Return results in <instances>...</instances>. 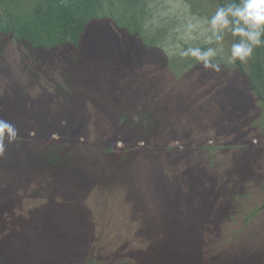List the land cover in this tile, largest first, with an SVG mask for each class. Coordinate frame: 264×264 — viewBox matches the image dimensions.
I'll use <instances>...</instances> for the list:
<instances>
[{
  "label": "rangeland",
  "instance_id": "rangeland-1",
  "mask_svg": "<svg viewBox=\"0 0 264 264\" xmlns=\"http://www.w3.org/2000/svg\"><path fill=\"white\" fill-rule=\"evenodd\" d=\"M36 2L0 0V12L27 18ZM231 2L151 0L142 32L95 18L78 48L0 37V118L26 112L0 156V264L64 252L75 255L57 264H143L163 246L197 251L186 264H264V45L226 63L238 38L206 43L207 20ZM188 47L217 49L221 71L176 54ZM50 147L67 158L50 163ZM7 148L26 167L5 165ZM49 208L72 210V224Z\"/></svg>",
  "mask_w": 264,
  "mask_h": 264
},
{
  "label": "trees",
  "instance_id": "trees-1",
  "mask_svg": "<svg viewBox=\"0 0 264 264\" xmlns=\"http://www.w3.org/2000/svg\"><path fill=\"white\" fill-rule=\"evenodd\" d=\"M150 1L37 0L27 18L13 16L8 10H5L6 13L0 12V37L11 34L18 42H27L33 48L52 49L66 45L78 48L88 23L95 18H110L132 33L142 32ZM233 2L238 3V0ZM133 113L127 109L123 117L131 118ZM143 117L147 126L154 123L151 114ZM43 152L50 163H59L67 158L64 154L59 156L60 150L56 147L44 149Z\"/></svg>",
  "mask_w": 264,
  "mask_h": 264
},
{
  "label": "clouds",
  "instance_id": "clouds-1",
  "mask_svg": "<svg viewBox=\"0 0 264 264\" xmlns=\"http://www.w3.org/2000/svg\"><path fill=\"white\" fill-rule=\"evenodd\" d=\"M210 35L206 43L222 46L225 33H231L233 37H239V42L231 44V55L226 63H235L237 60L245 62L252 56L255 47L264 45V0H240L239 3L231 2L227 6L218 7L215 14L207 20ZM189 30L197 28L196 24H189ZM181 58H194L202 62L205 69L215 72L221 71V65L215 63L217 49L209 47L202 50L200 47H188L180 49L176 53ZM5 134L9 143L14 142L18 136L15 125L0 118V156L5 151Z\"/></svg>",
  "mask_w": 264,
  "mask_h": 264
},
{
  "label": "bare ground",
  "instance_id": "bare-ground-1",
  "mask_svg": "<svg viewBox=\"0 0 264 264\" xmlns=\"http://www.w3.org/2000/svg\"><path fill=\"white\" fill-rule=\"evenodd\" d=\"M21 109H22L21 111L24 110V108H21ZM40 110L44 111V110H46V108L44 106H42L41 108H39L38 111H40ZM21 111L18 112L17 114H15V115H11L10 118H9V121H13V122L17 121L19 123L20 122L22 123L23 121H25L24 120V114L26 112H21ZM21 123H20V125H21V129H22L23 125ZM18 127H19V124H18ZM30 158H32V157H29L27 160L29 161ZM3 162H4L5 165H7L9 167H16V166H18V167H26V164H27V161L21 158V155H20L19 152H16V151H14V150H12L10 148H7V151L5 152V157H4ZM72 168H73V166H71V165L65 167V170L63 171L62 174L59 175L57 180L54 179L52 181V188L56 189L59 186V184L63 182V179L65 178L64 172L65 171H72ZM89 178L90 179H94L93 176H89ZM23 179H24V177L20 178V179H17V181H22ZM61 188H62L63 191L66 190V187H64V186L61 187ZM6 202H7V200L2 198V196H1V198H0V208L3 207V206H6ZM69 215L75 217L74 212L72 210L66 212L65 210H60V209H57V208H54V209L53 208H49L47 210V212H46V216L47 217H49L50 219H54V222L56 221L57 223H58L57 219L59 221L61 220V223H65L64 226L65 225H71L72 222H73V220H71L68 224H66V222H65L66 219H69V220L71 219V218H69L70 217ZM72 219H74V218H72ZM38 220H39V218H38ZM68 230L72 233V235L74 237L77 236L76 235V231L74 230V227L73 228H68ZM171 231L173 233V230H171ZM24 232H27L30 235H32V233H33L32 228L30 226L27 227L26 225H25ZM173 241L174 240L172 238L171 242H167L165 245H172V247H173ZM13 243H15V241L8 243V246L11 248ZM5 246H6V243L3 245V247H5ZM164 249L166 250L167 246H163V248H161V249L153 248L152 252L148 251L146 254H144V263L143 264L159 263L160 261H162L161 257H163L165 255L169 257L168 263H166V264H173V258H174V260H177V259L178 260H182V261H179V263H181V264H186V261L188 259H195L196 258V254H197V251H194V250H188V254H186V253L183 254V253L176 252V251L174 252L173 248H172V250L167 251V253H166L164 251ZM162 252L164 254L161 256ZM74 255H75L74 253H72V254L70 253L69 254V253H65L64 252L63 256L57 258L58 261H55L53 258H49V256H46V255L42 256L41 258L44 260V262L48 260V262H53L54 264H57L61 260L66 261L68 258L74 257ZM11 256H12L13 259L14 258L17 259V257H18V256H15V253H14L13 249L11 251ZM38 257L40 258V256H38ZM22 259H23V257L20 254L19 259H17V262L22 261ZM13 264H16V261L13 262ZM188 264H192V263L188 262Z\"/></svg>",
  "mask_w": 264,
  "mask_h": 264
}]
</instances>
